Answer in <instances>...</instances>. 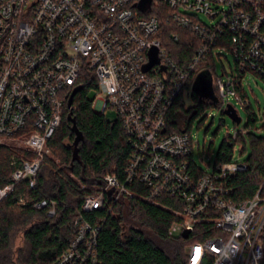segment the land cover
Here are the masks:
<instances>
[{"label":"built area","instance_id":"1","mask_svg":"<svg viewBox=\"0 0 264 264\" xmlns=\"http://www.w3.org/2000/svg\"><path fill=\"white\" fill-rule=\"evenodd\" d=\"M140 1L0 0V146L13 151L11 180L0 187V201L23 180L37 187L66 100L84 73L92 71L97 77L93 108L115 112L131 153L124 175L106 174L97 193L85 196L82 211H111L121 196L137 195L131 185L138 181L147 187L141 199L176 200L181 218L171 225L170 235L191 234L198 223H212V235L187 245V264H261L264 196L258 191L236 202L226 185L227 177L247 164L232 159L198 170L189 159L195 147L192 133L168 131L167 116L187 83L194 85L200 62L221 46L233 54L236 74L228 82L217 80L220 98L233 96L250 104L241 90L250 74L264 80V0H152L146 11ZM164 6L173 24L197 38L186 68L172 59L158 36L155 10ZM200 13L217 20L205 23ZM153 47L159 49L158 62L146 70ZM32 202L25 197L17 201ZM34 206L48 208L51 217L57 211L56 201L48 198ZM75 225L67 248L50 264H98L102 223L80 214Z\"/></svg>","mask_w":264,"mask_h":264},{"label":"trees","instance_id":"2","mask_svg":"<svg viewBox=\"0 0 264 264\" xmlns=\"http://www.w3.org/2000/svg\"><path fill=\"white\" fill-rule=\"evenodd\" d=\"M155 10L159 16L158 36L172 59L186 68L198 45L197 38L188 30L178 28L168 18L167 8ZM179 39L174 40L173 35ZM191 36L195 39L192 40ZM205 72L215 82V69ZM214 76V77H213ZM81 85L68 106L69 94L64 105L63 121L49 140L51 150L58 162L46 157L37 177V187L31 188L27 180L19 182L15 190L0 201V264H50L63 252L76 233L75 222L83 214L91 222L99 221L102 229L98 238V264H187L185 247L195 240H203L213 234L210 222L197 224L188 238L170 235L169 229L181 216L175 199L162 196L157 202L141 199L147 187L138 181L131 185L137 195H125L113 204L111 211L94 209L83 212L85 196L95 194L104 183L108 173L124 175L131 150L122 123L118 117L109 120L104 113L93 108L94 97L89 96L97 88V77L92 71L84 73ZM189 82L187 83L188 87ZM194 106L187 107L184 91H181L167 116L168 131H190L194 118L205 112L208 106H220L219 91L205 95L192 86ZM241 95L246 97L244 90ZM249 109L247 123L239 128L237 135L228 134L216 157V163L233 159L236 145L241 152L249 151L244 162L246 169L229 175L226 185L229 197L236 202L248 200L258 191L264 196V135L255 131L257 116ZM81 139L75 145V139ZM12 149L0 146V187L11 180L10 157ZM194 152L189 159L194 167ZM32 199L27 205H18L19 198ZM43 198L55 200L56 214L48 215V208H36L35 201ZM21 236L22 245H17ZM264 244V228L261 232ZM264 264V256L261 260Z\"/></svg>","mask_w":264,"mask_h":264},{"label":"rangeland","instance_id":"3","mask_svg":"<svg viewBox=\"0 0 264 264\" xmlns=\"http://www.w3.org/2000/svg\"><path fill=\"white\" fill-rule=\"evenodd\" d=\"M198 17L201 21L208 24L217 20V18L211 19L202 13L198 14ZM191 39L194 40L195 38L191 36ZM217 53L222 54V57L220 58ZM198 67L199 69L196 72L195 79H198L206 69L210 68L215 69V78L217 80L223 79L224 82H228L229 77L236 74V65L233 54L228 48L222 46L214 50L213 55H210L207 60L201 61ZM250 75V79L245 80L243 90L246 93V100L251 104V110H253L257 116L255 131L258 135H264V80L255 74ZM213 80L214 79L209 76V89L212 93H215L218 91V85L217 80L215 82ZM191 92L192 89L189 86L184 89V99L187 107L194 106L195 104ZM96 95L97 90L92 88L89 92V96L95 97ZM221 99L222 102L220 103V106H208L203 114L196 116L191 127L192 137L195 142L193 159L197 167L202 170H211L224 138L228 134L233 135L238 126L228 114L224 113L225 105L228 103L232 104L236 108L238 114L242 117L239 128L244 126L249 119V109H247L237 98L229 96L228 98ZM100 103V101H95L97 106H100ZM105 116L109 120L116 118L115 112L109 108L106 110ZM5 143L21 142L7 140ZM4 146L11 149L7 145ZM241 150V145L238 143L233 153V160L244 161L248 158L249 151L242 153ZM48 157H51L58 162V157L52 150ZM17 245H22L21 236L17 239Z\"/></svg>","mask_w":264,"mask_h":264},{"label":"water","instance_id":"4","mask_svg":"<svg viewBox=\"0 0 264 264\" xmlns=\"http://www.w3.org/2000/svg\"><path fill=\"white\" fill-rule=\"evenodd\" d=\"M152 3V0H141L139 3V7L146 11L147 9L150 8ZM158 47H153L149 50V58L150 61L145 65V69L149 70L151 67H153V65H155L158 62ZM80 89V86L76 87L70 97H69V101H68V106L71 107L73 104V98L75 96V94L78 92V90ZM194 89L204 93L205 95H212V92L209 89V76L206 72L202 73L198 79H196L195 83H194ZM224 113L228 114L238 125L241 123L242 121V117L238 114L236 108L232 105V104H228L227 107L224 109ZM81 139V134L78 133L76 139H75V145H77V143L79 142V140ZM190 235V231L189 230H185L182 233V236L184 238H188Z\"/></svg>","mask_w":264,"mask_h":264},{"label":"snow or ice","instance_id":"5","mask_svg":"<svg viewBox=\"0 0 264 264\" xmlns=\"http://www.w3.org/2000/svg\"><path fill=\"white\" fill-rule=\"evenodd\" d=\"M199 251H200L199 249H196V254H197V256L199 255Z\"/></svg>","mask_w":264,"mask_h":264}]
</instances>
